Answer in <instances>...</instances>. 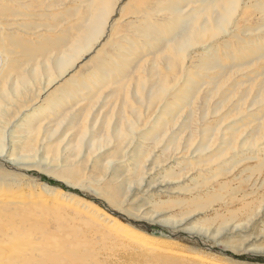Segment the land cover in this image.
Listing matches in <instances>:
<instances>
[{"label":"rangeland","instance_id":"obj_1","mask_svg":"<svg viewBox=\"0 0 264 264\" xmlns=\"http://www.w3.org/2000/svg\"><path fill=\"white\" fill-rule=\"evenodd\" d=\"M257 1L259 0H244L233 17V24L230 27V32H239L240 40H254V45L257 44V47L248 45V47L254 46L250 50L254 51L255 55L251 54L250 57H246V60L247 58L251 59L254 65H244V68L233 70L229 74V78L231 77L227 81L229 84H226L225 88L223 87L226 91L230 90L229 97L223 106L218 107L220 100L218 94L211 93V84L205 82L194 94L192 106L184 103L183 107L175 109L177 113L176 127L186 121L187 110H193L194 115L191 125L182 132V137L180 136L178 152H176L177 149L174 150L170 147L165 151L163 143L161 145L154 144L145 140V136L140 134L135 138L134 143L129 141L125 144L124 141L121 144V146H126L124 148L126 157L123 158L124 160L117 159L118 161L111 159L115 161L111 164H108L109 161L106 160H108V155L114 152L111 147L113 144L101 146L90 154L76 153L77 155L73 158L76 163H79L80 173L75 178L64 176V169L59 162L40 161L37 155L44 153L42 148L34 158L17 159L20 146L25 142L24 121L31 118L32 113L36 112L40 105L47 103L46 98L54 94L56 88L59 86L67 88L66 81L72 76L88 81L94 78L96 74L94 60L97 55H102L101 49L110 50V42L119 41L129 33L135 34L130 29L132 25L136 24L135 19L131 14L122 18L120 8L127 3H129L127 5H138V1L119 0L117 2L108 19L103 37L101 36L102 38L89 51L85 52L68 72L61 75L49 88L45 89L37 102L24 108L25 110L18 117L11 116L10 120L6 121L7 125L0 124L5 135L9 134L3 141L4 148L0 151V194L12 199L10 208L15 209L13 217L18 219L26 213L32 215L33 219L41 225L37 229H32L34 231H28L25 226L19 228L17 225L13 229L16 232L15 237L12 230L9 236L1 235L0 239L4 245H7V241L10 242V245H7L6 259L9 255L14 256L19 253L21 255V251L24 254L25 248L23 249L22 246H33L32 244L39 241L38 238L41 237L37 232L43 230L50 234L45 240L47 242L51 236L55 242H60V239H63L66 244L74 248L80 243L85 251L91 249L96 252L98 258L107 260V262L110 259L113 264H136V262L137 264H264V100L260 102L263 104L252 103L255 94L260 92L264 94V19L262 13L257 9ZM22 3L29 5L30 9H25L27 11L41 10L34 0H22ZM11 5L14 3L12 2ZM71 5V0H67L64 5L53 7L51 10L61 11L65 6ZM133 7L136 8V6L131 8ZM131 8H129V12L132 10ZM15 19L24 22L23 18ZM235 22L236 24H234ZM10 30L16 31L15 38L17 40H26L31 36L35 38L33 33L21 32L19 23L11 26ZM47 33L54 34L48 31ZM236 42V34L223 35L217 40L211 41L206 50L214 46L213 49L225 52L228 50L225 48L228 43H232V49L238 50ZM200 46L195 45L189 48V59L186 58L188 65L190 61L199 58L198 55L202 51ZM261 53H263L262 56ZM18 56L14 55L19 59L16 60L18 62L15 64L16 67L22 62V57ZM147 59L149 60L150 57ZM231 62L229 61L230 64L233 63ZM9 64L12 65L13 62H9ZM146 65L136 71L137 75L148 77L147 62ZM20 67L24 71L28 68L24 65ZM181 68V66H176L174 72L180 75ZM161 69H165L163 72L168 73L162 64ZM189 69L193 73H197L195 68ZM15 75L16 73L12 72L4 80L6 87L15 79ZM171 80L169 79V81ZM172 85V83L169 84V86ZM135 86V84L129 83L128 91H131ZM95 90H92V93H96L93 105L81 118L82 123L103 124V121L100 120L104 116L107 121H116L115 113L120 108V98L108 97L112 90L108 86L103 87L101 91ZM127 97L131 99V105L139 106L133 101L134 98L132 99L130 94ZM152 98L151 103L144 104L145 107L140 114L142 118L152 117L150 121L158 115V111L165 103L164 99H160L157 95ZM85 100L75 105L73 112L82 109L87 104ZM242 100L244 102H241ZM241 104L242 113L234 112L236 106ZM255 111L258 112L259 120L250 115ZM125 113L130 118L133 115L128 107L125 108ZM86 114L91 115L87 116ZM54 117L55 115L49 114L43 124L46 125L49 119L52 120ZM68 121L66 119L59 127L60 131L64 130L63 134L59 136V140L64 139V142L60 143L61 148L65 146V141L74 132V129L67 126ZM104 126L98 125L97 128L92 127L91 129L98 133L96 129L103 130ZM203 126L216 128L211 136L208 154L218 149L217 147L223 140L222 132L227 129L226 127L238 129L235 151L227 150L225 156L215 163L216 165L214 163H199L200 155L196 156L192 150L201 141V136L197 133ZM258 126L259 132L255 134L254 131L258 129ZM145 129L146 125L140 126L137 132H142ZM191 132L195 136L193 135V146L188 150L185 148V144ZM44 134L43 127L39 133L41 145H43L41 141L45 137ZM250 137L256 140L255 145L247 143ZM132 138L133 136L129 140ZM47 140L45 137L43 143H46ZM139 145L141 147H138ZM140 148L144 151V158L141 164H138L141 168L132 165V162L127 159L130 154L135 156ZM135 149L136 152L133 153ZM83 156L86 159L81 161ZM97 159L104 164V168L96 167ZM219 164H222L225 169H221ZM115 166L119 167L121 174L114 176L112 170ZM216 173L220 174L216 175ZM121 182H123L122 188L117 190ZM207 193L218 194L221 199L216 200L209 208L202 211H190L191 207L185 200L193 195L207 198ZM246 203L253 205L252 215L247 218V215L240 213L238 219L231 221L219 232L216 231L220 222ZM184 213L189 214L184 215ZM183 215L184 217H181ZM206 219H210L211 223L206 225L207 229H202L199 224ZM116 234L125 235L124 239L127 243L123 241L124 239L118 238ZM126 235L131 236L130 240H127ZM30 264L35 263L30 262Z\"/></svg>","mask_w":264,"mask_h":264},{"label":"bare ground","instance_id":"obj_2","mask_svg":"<svg viewBox=\"0 0 264 264\" xmlns=\"http://www.w3.org/2000/svg\"><path fill=\"white\" fill-rule=\"evenodd\" d=\"M34 1L41 7L40 11L25 10L30 8L26 3H22V0H0V124L5 123L7 125L6 121H9L11 116L18 117L25 110L24 108L37 102L45 89L49 88L61 75L68 72L71 66L103 37L102 35L105 32L108 19L119 0H71L72 5L65 6L64 10L61 11L51 10V8L64 5L67 0ZM137 1L138 5H127L129 4L127 3L120 8L122 18L131 14L135 19L136 24L130 27L135 34L129 33L119 41L110 42V50L100 48L102 55H97L94 60L96 72V74L94 73V78L88 81L87 79H77L72 76L66 81L68 83L67 88L62 86L56 88L54 94L46 98L47 103L40 105L38 110L32 113L31 118L24 121L23 136H25V142L24 145L20 146V152L16 156L17 159L34 158L42 148L44 153L37 155L40 161L50 160L52 162H59L64 169L63 175L75 178L79 175L80 169L79 163H76L73 156L81 152L85 154L94 153L101 146L113 144L111 147L114 149V152L110 153L107 157L108 160H106L109 161L108 164H111L115 162L111 159L117 160L126 157L124 156V152H126L124 148L126 146H121V144L124 141L125 144L129 141L134 143L135 138L140 134L145 136V140L154 144L161 145L163 143L165 145L164 150L170 147L174 150L177 149L176 152H178L180 136L183 131L189 128L194 115L193 110H187L185 115L186 121L180 124L179 127H176L177 113L175 109L183 107L182 104L184 103L185 105L192 106L194 94L205 82L211 84L210 92L213 94L216 92L220 98L218 102L219 106H216H223V103L229 97L230 90L226 91L223 89V87H226V84H229V82L227 83L231 78H229V74L233 70L244 68V65H254L253 61L251 59L248 60V58L246 60V57L251 54L252 56L253 54L255 55L254 51L250 49L254 46L257 47V44L254 45V40H240L239 32H230L231 24H233L232 19L238 12L240 5L244 3V0ZM12 2L14 5H11ZM132 6H136V8H131ZM256 6L264 19V0L257 1ZM129 8L132 9L130 12ZM15 18H23L24 22L20 21V19L17 21ZM15 20L16 22H14ZM15 23H19L21 32L33 33L35 34V38L31 36L26 38V40H17L15 38L17 35L16 31L10 30L11 26L15 25ZM47 31L54 34L47 33ZM229 34H236V44L242 50L232 49V43H228L225 46L228 49L225 52L213 49L214 46L206 50L211 41ZM195 45H201L200 49L202 51H199V58L190 61L188 65L186 63L188 50ZM248 45L254 46L248 47ZM14 55L22 57V62L17 67L15 66L18 63L16 60L19 59L14 57ZM260 55L262 56L263 53ZM148 57H150L149 60L147 59ZM229 61L233 63L231 62L232 64H230ZM9 62H13V64L10 65ZM146 62L149 69L147 70L148 77L144 78L140 76L141 74L137 75L136 71L142 66L145 67ZM161 64L168 70V73L163 72L165 69H161ZM23 65L24 67L28 66L26 71L20 67ZM176 66L182 67L179 71L181 72L180 75L174 72ZM189 68H195L197 70L195 72L197 73H193ZM12 72L16 73V77L6 87L4 80ZM170 72L174 73L171 74ZM183 72L184 77L182 78ZM169 79L172 80L169 81ZM129 83L136 85L131 91H128ZM170 83L173 85L169 86ZM105 86L112 88L108 97L112 96L114 99L120 98V108L115 113L116 121H107L106 116H104L100 120L103 121V124L94 122L92 124L82 123L81 118L92 107L94 102L96 93H92V90L101 91ZM128 94H130L132 99H135L133 101L139 104V106L131 105V99L127 97ZM156 95L160 99H164L165 103L163 107L152 121H150L152 117L142 118L140 114L141 110L145 107L144 104L151 103L153 101L152 97ZM255 95L252 103L255 105L263 104L264 94L260 92ZM83 100L87 104L85 103L86 105L82 109L73 112L75 111L74 106ZM262 101L263 103H260ZM241 102L244 101L242 100ZM127 107L130 108V112L133 114L131 118L125 113V108ZM241 107L242 104L240 106L237 105L234 112L242 113ZM257 113L255 111V113H251L250 115L259 120L260 117L257 116ZM49 114H53L55 117L52 120L49 119L46 125H44L43 122L45 118H48ZM86 115L89 116L91 114ZM66 119L69 120L67 126L70 129H74V132L65 141V146L61 148L60 143L61 141L64 142V139L60 138L61 140H59V136L63 134L64 130L60 131L59 127ZM237 122L239 123V120ZM98 125L105 126L103 130H99L100 128L96 129L98 131L96 133L91 128H97ZM143 125H146V129L142 130V132H137L139 127ZM43 127L46 140L48 138L49 140L43 143L44 137L41 141L43 145H41L39 143V133ZM226 128L223 132L221 131L222 143L211 154H208L209 145L212 133L216 128L203 126L199 129V133L197 134H200L201 141L192 149L196 156L200 155L199 163H214L216 165L215 163L225 156L227 150H234L235 143L238 141V129L229 126ZM257 128L254 131L255 134L259 132V126ZM8 135H5L4 131L0 128V151L4 148L3 141ZM193 135V132H191L188 135L187 143L185 142V148H188V150L193 146ZM132 136L133 138L129 140ZM245 136L247 138V135ZM251 137L247 140V143L255 145L256 140H253ZM138 147L141 146L139 145ZM134 152H136V149ZM143 154L144 151L140 148V151L138 150L135 156L130 154L127 159L132 162V165L140 167L138 164H141L144 158ZM231 154L233 153L231 152ZM83 159L86 158L83 156L81 161ZM96 164L97 168H104V164L98 159L96 160ZM219 167L225 169V167H222V164H219ZM119 173V167L115 166L112 174L115 176L119 175ZM219 174L216 173V175ZM136 182L138 183V181ZM122 185L123 182H121L117 190L121 189ZM206 195L207 198L193 195V197L186 199L185 201L191 207L189 210L202 211L209 208L216 200L221 199L218 194L207 193ZM11 200L4 196V194H0V236H9L12 230L15 237L16 232L13 229L17 225H19V228L25 226L28 231H34L32 229H37L41 226L39 222L33 219L32 215L26 213L18 219L13 217L15 209L10 208V205H12ZM253 209L252 204H244L237 211H233L231 216L220 222L221 224L219 223L216 231L219 232L227 227L231 221L236 220V218L238 219L240 213L247 215L248 218L249 215H252ZM189 213H184V215H188ZM184 215L181 217H184ZM209 223H211V220L206 219L201 221L199 226L202 229H207L208 226L206 225ZM37 234H40L41 237L38 238L39 241H35L32 244L33 246H22L23 249L25 248L24 254L21 251V255L23 256L19 255V253L17 255L14 254V256L9 255L7 259V245H10V242L7 241V245H4L0 239V264H30V262H34L35 264H113L110 259L107 262V260L98 258L96 252L91 249L85 251L80 243L74 248L66 244L63 239H60V242H55L51 236L49 237V242L45 241L50 235L46 231L41 230ZM116 236L120 239L125 238L123 234H116ZM126 238L130 240L131 236L126 235ZM123 241L127 243L125 239ZM19 246L21 247V245ZM87 258H89V261H87Z\"/></svg>","mask_w":264,"mask_h":264}]
</instances>
